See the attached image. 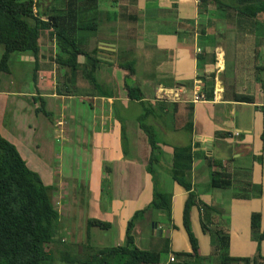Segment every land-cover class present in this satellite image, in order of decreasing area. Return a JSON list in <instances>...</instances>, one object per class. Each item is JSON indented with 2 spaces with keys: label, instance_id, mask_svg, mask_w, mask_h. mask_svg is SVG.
I'll list each match as a JSON object with an SVG mask.
<instances>
[{
  "label": "crops",
  "instance_id": "crops-1",
  "mask_svg": "<svg viewBox=\"0 0 264 264\" xmlns=\"http://www.w3.org/2000/svg\"><path fill=\"white\" fill-rule=\"evenodd\" d=\"M203 3L97 0V30L104 32L95 37V31H75L79 47L94 50L100 60L95 69L82 54L76 56L73 70L58 63V44L50 29L39 31L35 54L9 53L8 70L0 74H10L7 83L14 76V82L29 83L31 88H0V135L45 184L55 178L73 182L75 197L71 203L67 198L62 209L70 217L73 235L78 228L76 213L82 222L95 218L107 222V230H125L128 217L151 199L153 172L160 188L170 195L169 214L160 210L155 218V211L148 209L151 215L135 227L153 239H168L167 251L159 250V264H169L176 253L190 251L182 218L189 191L193 204L188 222L196 233L200 261L218 262L217 232L226 237L225 252L231 257L261 253L264 239L257 245L249 218L257 213L258 227H264V19L260 17L264 12L252 18V26V20L217 7L213 0ZM47 4L54 7L55 0ZM3 50L0 43V56ZM117 62L132 63V71ZM204 78L212 83L210 98L205 96L209 84ZM102 86L109 88L96 91ZM78 89L79 100H73ZM238 94L251 101L235 100ZM139 101L154 107L156 117L159 152L158 160L151 162V173L146 169L150 147L137 123L142 111ZM41 120V128L48 122L58 143L44 153L31 135ZM174 146L190 149L188 191L168 173ZM209 157L219 164H208ZM212 170L228 173L231 185L211 187ZM78 195L85 199L82 206L74 200ZM251 245H256L254 253ZM171 256L174 259L169 261Z\"/></svg>",
  "mask_w": 264,
  "mask_h": 264
},
{
  "label": "trees",
  "instance_id": "trees-1",
  "mask_svg": "<svg viewBox=\"0 0 264 264\" xmlns=\"http://www.w3.org/2000/svg\"><path fill=\"white\" fill-rule=\"evenodd\" d=\"M50 1L0 0V43L4 45L0 56V70H8L7 58L12 51L29 50L35 54L38 48L37 37L42 29H50L54 33L58 44L55 60L58 63L65 64L73 70L76 56L82 54L89 67L96 68V63L100 60L96 58L95 51H84L80 48L75 31L96 29V24L98 26L96 22L97 0H62L61 6L48 7L47 2ZM200 1L206 4V0ZM213 1L217 7L230 8L236 15L252 20V26V18L264 12V0ZM82 14L86 16L82 18ZM117 64L132 71L130 62L122 64L117 62ZM203 80L204 83L206 80L209 84L205 96L210 98L212 83L207 78ZM134 96L138 98L137 91ZM234 98L238 101H251L249 96L239 94L234 95ZM139 103L142 111L137 116V123L150 147L146 169L151 173V162L158 160L159 152L158 145H156L157 131L153 123L156 117L154 107L148 102L139 101ZM189 127L188 124L187 132ZM120 129V140L124 144L125 134L122 123H120ZM191 157L188 146H174L171 166L168 168L172 179L187 191L190 183L186 174ZM209 159L208 164H219L217 159L211 157ZM151 175L152 196L146 208L162 210L168 216L170 195L160 188L153 172ZM231 182L230 176L224 171L212 170L210 172L211 187L224 189L228 188ZM56 195V185L54 183L45 184L37 171L27 167L15 146L0 135V264H52L54 254H57L66 264H73L70 250L63 245L64 238L61 237L65 236L64 232L67 229L62 223L65 214H61L53 202ZM191 204H193V198L189 191L185 199L182 218L189 239L190 251L176 253V260L169 264H211L199 260L197 242L190 231L188 222V209ZM142 211V209L134 211L126 221L124 241L121 244L92 246L88 242V232H85V242H87L83 245L82 255L80 254L81 264H159V252L167 251V241L161 249H143L134 245L131 228L133 220H136ZM85 224L86 229L91 226L99 229L108 228L107 222L95 218L86 219ZM249 225L250 233L258 245L259 241L264 239V227L259 229L257 213H251ZM216 237L220 257L215 264H264V255L261 253H257L252 258L227 255L225 252L226 237L219 235V232L216 233ZM56 244L61 248L55 249L53 245Z\"/></svg>",
  "mask_w": 264,
  "mask_h": 264
},
{
  "label": "rangeland",
  "instance_id": "rangeland-1",
  "mask_svg": "<svg viewBox=\"0 0 264 264\" xmlns=\"http://www.w3.org/2000/svg\"><path fill=\"white\" fill-rule=\"evenodd\" d=\"M44 1H46V0H44ZM99 1L101 3L104 2V0H99ZM105 1H107V0H105ZM61 2H62V0H55L54 7L61 6ZM110 6H111L110 4H107V7H110ZM87 15L91 16L88 13H87ZM82 16H83L82 18H84L86 15L82 14ZM260 17H261V19H264V14H260ZM81 31H87V30H81ZM88 31H91V30H88ZM94 31H95V37H97V35L100 32H104V31L97 30V24H96V29ZM42 43L44 44L43 41H42ZM10 66L13 67L12 63L10 64ZM9 75L10 74L5 75L4 73L0 74V88L5 87V88H8L10 91H16V89L25 90L26 88L27 89L31 88V85L29 83L25 85L22 83L14 82L13 81V79L15 78L14 76L7 83ZM96 80H97V77H96ZM30 81H31V79H30ZM96 88H97L96 91H98L99 88L100 89H104V88L108 89L109 86H106V87L102 86V87H96ZM79 91H80L79 89L73 91V93H72V94H74L73 100H79ZM12 97H15V96H12ZM51 112H52L51 115L54 117L56 115V111L52 110ZM42 121L43 120H41V122L39 124H37L39 126V127L37 126L38 129L36 130V126H35L36 131L34 133L31 132L32 139L35 138L39 142L38 143V146H39L38 150L40 151V153H41V151H42V153H44L47 150V147L53 148L55 145H58V143H56L54 141V139H55L54 134L55 133L52 129H49L48 122H45L46 123L44 125L45 128H41V127H43V126H41ZM36 122H38V121H36ZM23 135L24 134H22V136ZM39 137H41V140L38 139ZM49 140H51L53 142V144L48 145ZM57 179L58 178H55V180L51 179L49 181V183L50 184L54 183L57 187V195L53 198V202L55 203L56 207L61 211L60 213L62 214L63 213V211H62L63 205L65 204L67 198H69V202L71 203V199L73 200V197H75V194L77 191H75L76 187L73 185V182L63 181L61 179L57 180ZM78 187H79V184H78ZM82 190L84 191V189L82 188L80 190L81 195L83 194ZM73 191H74V194L72 195ZM74 200L82 206V203L84 204L85 199H83L81 196L79 197V195H78L77 199L74 198ZM141 209L143 210L141 215L138 216L136 220H133V224H132L133 226L131 228V234L133 236V239L135 238L134 239V245L139 247V248H141V247L142 248H154L157 246L162 248L165 244L164 243L165 241H167V244H168V239H166V237H161V239H159V238L153 239L151 235H150V237H148L146 235V233L143 232V230L141 229L140 226L138 228V231L136 230V227H135L136 222H140L142 219H145L146 217L151 215V212L148 211V209H151V208H146V205H144L143 207H141ZM82 210L85 211L87 215L90 214L88 208L85 210H84V208H82ZM152 211H155L153 216L155 218H158V215L156 214V212H159L160 210L159 209H152ZM75 217H76V222L74 224L78 225V228H76L75 234L73 235V233L70 231V227H71L70 217L65 216L62 220L63 221L62 223H63V226L65 227V229L67 228V232L66 231L64 232L65 236H61L62 238H64L65 244L63 243V245L68 247V249L70 250V253H71L70 255L73 257V260H72L73 264H81L80 254H81V251H83V245L87 242V241L85 242V232H88V236H89L88 242L92 246H110V245L123 243V241H124V234H123L124 229L120 233L116 232L115 228H111L108 230L107 229L102 230V229H99L97 227H88L86 229V224H85V222H82L83 218L81 217V215L76 213ZM129 217H128V219H129ZM158 220L162 221V218H159ZM249 223H250V218H249ZM206 231H209L211 234H214V230L208 229ZM191 232H192L193 236H196L194 229H191ZM58 234H60V232ZM147 234L149 235V232H147ZM164 238L166 240H164ZM216 243L217 242H215V244ZM53 247L55 249L61 248L58 244L53 245ZM255 248H256V245L252 246L253 253L255 252ZM176 249L177 248H175L173 251H175ZM217 250L218 251L220 250V249H218V246H217ZM259 251L262 254H264V243L263 242L259 246ZM76 252H78V253H76ZM52 264H66V263L61 261L57 254H54Z\"/></svg>",
  "mask_w": 264,
  "mask_h": 264
},
{
  "label": "water",
  "instance_id": "water-1",
  "mask_svg": "<svg viewBox=\"0 0 264 264\" xmlns=\"http://www.w3.org/2000/svg\"><path fill=\"white\" fill-rule=\"evenodd\" d=\"M107 55H109L108 53H106ZM106 56V55H105ZM155 230V228H154V226L152 225V227H151V231H154Z\"/></svg>",
  "mask_w": 264,
  "mask_h": 264
},
{
  "label": "built area",
  "instance_id": "built-area-1",
  "mask_svg": "<svg viewBox=\"0 0 264 264\" xmlns=\"http://www.w3.org/2000/svg\"><path fill=\"white\" fill-rule=\"evenodd\" d=\"M235 134H236V133H235ZM168 260H169V261H172V260H173L172 256H171V257H169V258H168Z\"/></svg>",
  "mask_w": 264,
  "mask_h": 264
},
{
  "label": "bare ground",
  "instance_id": "bare-ground-1",
  "mask_svg": "<svg viewBox=\"0 0 264 264\" xmlns=\"http://www.w3.org/2000/svg\"><path fill=\"white\" fill-rule=\"evenodd\" d=\"M219 97V96H218Z\"/></svg>",
  "mask_w": 264,
  "mask_h": 264
}]
</instances>
